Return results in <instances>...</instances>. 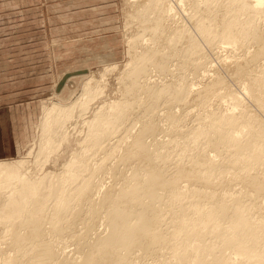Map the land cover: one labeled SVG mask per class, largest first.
Listing matches in <instances>:
<instances>
[{
    "label": "bare ground",
    "instance_id": "1",
    "mask_svg": "<svg viewBox=\"0 0 264 264\" xmlns=\"http://www.w3.org/2000/svg\"><path fill=\"white\" fill-rule=\"evenodd\" d=\"M187 1L191 12L188 17L184 13L183 16L196 24L197 38L189 39L191 33L187 29L188 41L184 47L180 45L187 33L184 27L176 24L174 12L177 8L184 10L183 5ZM224 2L146 0L143 3L144 10L140 12L136 9L132 18L141 27L136 32L138 37L130 39L132 46H135L134 39L143 40L146 33L154 36L155 43L151 45L150 38L144 40L141 52L135 53L130 61L127 76L129 89L124 95L130 92V95L133 94L132 100L128 102L121 99L108 104V107L103 106L90 117L89 132L81 154L88 152L89 158L82 162L78 157L70 160L64 166L62 176L50 181L46 195L41 191V179L32 180L24 161H1L0 224L7 225L3 230L11 232L14 240L31 248L24 255H18L20 252H17L14 256L0 257V264H110L113 258L123 262L116 264H149V259L158 255H163L165 261L155 263L154 260L150 264H264V203L256 215L254 199H243V195L250 192L256 197L264 195V181L258 180L259 183L251 190L245 186L230 189L225 183L236 182L240 178L239 171L256 167V160L260 157L255 153V159L252 153L247 152L245 144L248 139H244L239 131L235 133V129L246 127V134L250 138L253 136L254 123L246 117L247 111L238 109V106L242 107L245 99L256 90L264 89V74L261 70L264 64L261 67L259 64L264 59V0H229L234 7L231 16L224 20L223 27L219 28L221 32L214 29L211 32L208 22L212 20L208 11L212 7L221 8ZM149 12L154 16L150 17ZM242 14L247 16L246 24L253 21L251 28L242 26L240 29ZM255 17L259 21V29L252 33L251 39L256 49L248 58H245L250 53L247 50L233 61L220 62L231 69L230 73L236 79L240 69L247 65L250 70L259 68L260 75L251 73L246 80L238 79L240 85L234 89L224 87L213 78L210 73L215 69L214 66H196L199 67L196 68L197 76H200L204 87L194 88L200 82L198 84L185 78L182 69L184 62L180 60L187 59L188 62L189 56L203 51V43L208 44L218 38L228 40L222 43L226 44L222 50H233L234 47H230L233 44L243 45L245 37L256 24ZM174 58L176 64H173ZM98 59L106 63L105 58ZM197 63L199 65L196 58ZM152 72L172 76V79L167 77L169 80L166 78L159 82L153 79L155 75ZM96 85L91 78L85 83L81 96L67 105L56 99L59 95L52 97L56 100L52 102L51 119L46 118L41 125L43 137L49 140V145L54 143V136L58 133L56 129H61L71 121L75 113L87 110L89 101L101 93L100 89L96 90ZM220 88L226 91L222 92ZM139 91L147 96L144 103L139 98ZM190 96L196 99L195 102L190 101ZM213 96L221 104L210 111L207 105ZM161 103L168 106L164 116L154 114ZM175 106H179L182 111L180 115L171 111ZM196 106L206 109L196 110ZM132 110L135 113L142 112L141 128L123 155H116L117 162L129 168V176L125 173L119 184L122 185V192L116 196L114 187L117 185L107 187L108 191L103 196L107 214L105 218L88 216L82 209L85 196L89 195L90 198L93 194L99 195L100 189H89L94 180L88 183L87 180L83 181L89 173L95 172L99 161L105 159L102 156L106 155L109 160L113 158L121 142L132 135ZM188 119L190 124L193 122L192 126L183 130L180 125ZM149 137L151 141H148ZM222 143L229 144V147L221 150ZM44 145L45 149L41 148L40 154L46 159L52 153V147L47 142ZM133 145L140 152L134 151ZM107 163L104 169L108 167ZM196 163L202 164V171H198ZM171 170H174L173 173H169ZM226 173L232 176L225 180L223 175ZM204 174L210 176L208 181L203 179ZM101 186L106 187L105 183ZM81 192L84 196H78ZM101 198L96 201L101 202ZM124 198L129 200L124 202ZM47 199H50L48 203ZM108 205H114L111 212L107 209ZM80 218L83 220L77 223ZM125 218L131 220L128 226L122 221ZM46 222L50 226L45 227ZM67 223L71 225L67 226L71 231V242L76 245L73 255H79L76 259L66 254L64 248L58 247L70 242L55 235L64 234V225ZM79 223L82 226L79 227ZM104 223L112 228L111 236L106 237L103 232L97 231L94 233L95 238L89 241L87 235L98 224ZM24 230L28 234H22ZM112 237L119 239L118 245L109 243ZM53 238L60 241H54ZM123 243L127 248L140 247L135 260L114 251L113 246L119 247ZM228 249L230 253L226 254Z\"/></svg>",
    "mask_w": 264,
    "mask_h": 264
},
{
    "label": "rangeland",
    "instance_id": "2",
    "mask_svg": "<svg viewBox=\"0 0 264 264\" xmlns=\"http://www.w3.org/2000/svg\"><path fill=\"white\" fill-rule=\"evenodd\" d=\"M129 1L81 0L80 10L82 11V14L88 12L90 14V17L87 20L84 21L81 20L85 22L88 28L87 30H85V28L82 27V31H81L82 40L80 42H77L76 44L77 46L74 48L75 51L76 50L79 51V58H78L79 61L77 63L78 67L77 66L76 67L78 69L79 68L81 69V71H78L80 75L79 74L77 75L76 74L77 72H75V75L68 77L65 81L64 88L61 90L62 93L59 96H57L56 99L59 102L66 105L71 103L77 98V96L78 97L81 96V94L83 93V88L85 83L89 81L91 78H93V81L95 82V84H97L96 90L100 89L101 93L97 95L98 97L96 96L92 98L91 101H89L87 110H85L84 112L79 111L75 113L74 118L71 119V121L67 122L65 126L63 125L61 129H56L58 133L54 136V143L51 145H49V140L43 137L44 135L41 130V125L42 123L45 122L46 118L51 119L50 115L52 114V102H54L53 100L55 98L53 99L51 97L50 99H47L43 102L35 135L32 141L26 147L25 149L26 152L24 151V153L19 158H16L13 162H17L19 160L24 161L26 170L30 173L32 180L35 181L37 179H41L40 186L42 187L41 191L44 195L48 193L47 190L50 187V181L55 177L62 176V174L64 173V166H66L70 160L74 159L75 157H78V159H81L82 162L86 158L87 159L89 158L88 152H86L84 155L81 154L83 153L82 151L84 146L83 142L87 137L88 134L87 132H89L88 122L92 119L90 117H93L94 114L103 106L108 107V104L109 105L113 104L121 99L127 100L128 102H131L132 100L133 94L130 95L129 92L128 95H124V93L127 89H129L128 87L129 84H127L128 83L127 76L129 75L133 56L135 53L137 54L141 52L142 43L144 42V40L150 38L152 39L151 45H154L155 38L153 35L150 36L148 35V33H146V36L143 38V40H138V38L134 39L135 46H132V41L130 42V39L131 37L137 36L136 32L141 27V24L138 21L134 20L132 16L137 10L140 12L144 10L143 3H145L146 0H138L140 1L139 3L136 2L137 0H129ZM187 3L188 1L185 3L186 6L183 5L185 7L184 10L183 9L180 10V8H177V11L175 10L176 13L174 12V14L176 17L174 16V18H176L175 21H177L176 24L178 26L184 27L186 33H187V29H188V33L189 32L191 33L189 39L197 38L195 35L196 24H194L193 21L187 20L185 18L188 17V15H190L191 12L190 6H188ZM233 10L234 7L231 6L229 0H225L221 8L212 7L208 11L210 20H212L208 22V25L212 28L211 32H213V29L216 30L217 32H221L219 28L223 27L222 24L224 20L231 16ZM183 13L185 14L184 15L185 17L183 16ZM149 16L152 17L154 15L151 12H149ZM246 17L247 16L245 14H242L240 20L243 24L240 25V29L242 26H247L250 28L253 26V21H248V23L246 24ZM200 18H201V14L199 16V19ZM255 22H256L255 26L248 33L249 35L245 37L243 45L233 44V46H230V47H234L233 50H229V51L222 50V47L226 46V44H222V43L228 40L226 38L224 39L218 38L215 39L214 41H211L208 44L203 43L204 45L202 47L203 51L200 54H193L189 56L190 59L189 61L191 62L189 61L187 62V59L180 60L184 62L182 69L184 75H186L185 78L188 80H192L191 82L195 81L198 84L200 82V84L194 86V88L202 89L204 87V85L199 80L200 76H197L196 68L199 67L196 66L203 65L202 68L203 67L205 68V66L208 68L211 65L214 66L215 69L210 73L213 76V78L214 79L216 78L224 87H232L234 89H237L238 86L240 85L237 82L238 79L246 80L249 77V74L251 73L260 75L259 68L250 70L247 65L240 69L239 76L236 79L231 75L230 73L231 69H227L226 67L222 66L220 62L223 60L233 61L234 59H236V56L238 57L242 55L247 50L250 53L245 58L249 57V55L256 49V44L251 39L252 33L258 31L259 29V24H258L259 21L257 20L256 17H255ZM202 23L203 21L200 24ZM188 33L184 38V42L180 46H184V47L187 46L186 43L188 41ZM129 47L132 48L133 50L132 49L130 50ZM184 52L186 53L187 56V50ZM218 53L220 54V56H218ZM98 57L105 58L106 63L105 62L102 63L100 59H98ZM196 58L198 59L199 65L198 63L196 64ZM175 59L176 58H174V60ZM176 63L177 62L175 60L173 64ZM259 64L261 67L264 64V59H262ZM151 68L153 69V66ZM261 70H262V74H264V66H262ZM152 75H155L153 79L155 80L158 79L157 81L159 82L164 81L168 77L167 75H163V74L160 75V73L159 74L157 73L156 75L154 72H152ZM196 77H198V79ZM168 78L172 79V76H169ZM220 89L222 92L226 91L225 89L222 88ZM139 98L140 100H142L141 102L143 103L147 100V96L143 94L142 91H139ZM195 100L196 99L193 96H190V101H192V103L193 101L195 102ZM187 101H189V99H187ZM223 103H225V99L223 100ZM163 104L165 103H161L160 105H158L157 107L158 110L157 111L155 110L154 114L156 113V115L158 114L164 116V114L168 111L167 109L168 106H166L167 104L165 105ZM220 104L221 101L217 97L213 96L210 98V103L207 105V110L213 111ZM258 104H262V105H258ZM175 107L176 108L173 107L171 111H175L176 114L180 115L182 111L180 110L179 106L178 107L175 106ZM164 108H166L167 110L165 111ZM195 108L196 110L206 109V108H201V106H196ZM238 109H245L247 111L248 116L246 117H249L250 118L249 120H251L254 123V130L252 131L253 136H251V138L246 134L247 132L246 127L235 129V133L236 131H239V134L242 135L244 139H248L247 143L245 144L247 146L248 153H252L255 159H256V154H258L260 157L258 160H256L257 162L256 167L248 169L247 171L246 170L239 171L240 178L236 182H225V183L228 184V188L230 189H233V187L239 188L245 186L246 188L251 190L259 183V181H264V89L256 90L254 93H252V96L246 98L243 106L242 107L238 106ZM201 113L203 114V111H201ZM141 114L142 112L135 113L134 110L130 112L131 122L133 123V128L131 133L132 135L130 137H127L126 141L121 142V145L115 152L113 158L109 160L106 158V155L102 156L105 159L99 161L97 168L96 169L94 168L95 172L89 173L87 177L84 179L83 183L86 180L87 183L94 180V183L89 188L90 190L95 189V191H97L100 189L99 195L93 194L90 198L89 195L85 196L82 209L86 215L88 216L95 215L97 219L105 218L107 214L105 213V201L103 196L108 191L107 187L117 185V187H114L115 196L118 193L122 192L120 190L122 188V185L119 184L122 183L125 173L126 175L128 174L129 176V168H127L125 164H119L116 159L118 158L117 156L123 155L124 150L128 146H130L131 142L135 139L136 133L138 132V130L141 128L142 125L140 122ZM189 119L185 120V122H182V125H180L183 130H185L187 126H188L187 128L192 126L191 124L193 122H191L190 124V121L192 120L190 119L189 121ZM165 138H167V136ZM149 140L151 141L150 137L148 138V141ZM45 142H47L48 145L52 147V153L46 159H44L45 158L44 155L40 154L41 148H44L45 146L44 145ZM220 146H221V150H224L223 148L229 147V144L222 143ZM133 150L136 152H140V150L134 145H133ZM224 153L227 154V152ZM210 154L212 155V153ZM89 161H92V159H90ZM0 163L2 162L0 161ZM106 163L108 167L104 169ZM201 165L202 164L200 163H196V167L198 171H202ZM108 169L111 170L109 171ZM173 171L174 170H171L169 171V173H173ZM231 176H232L231 173H226L225 175H223L225 180ZM204 177L205 178L203 179L205 181H208V179L210 178V176L207 174H204ZM240 180L242 184H240ZM101 181L102 183H105L106 187L101 186L102 184ZM75 195H77V192L75 193ZM78 196H84L83 192H81ZM100 196L102 197L101 202L96 201ZM244 198L254 199L255 202L253 203V205L255 211L257 212L256 215H258L259 214L258 212L262 210L261 204L264 203V195H260L259 197H256L254 194L250 192L248 195L247 194L243 195V199ZM128 200L129 198L123 199L124 202H127ZM49 201L50 199L46 200L47 203ZM113 206L114 205L107 206L109 212H111ZM79 208H81V206ZM80 220L83 219L80 218L77 221V223ZM122 221L125 226H128L131 223V220H129L128 218H125L124 220L122 219ZM77 225L79 227L82 226V224L80 223ZM47 226H50L48 222L45 223V227ZM67 226H71V225H69L68 223L64 225V230H65L64 234L59 235L55 233V235L61 236L60 238L68 239V241L70 242H67L68 244L63 246L59 245L58 247L64 248V252L66 254L70 255L72 259H76L79 257V255H73V253L76 252V245H74L71 242V237H70L71 231L68 229ZM6 227L7 225L0 224V257L14 256L15 253L17 252H20L18 255H24L25 253H27V251L30 250L31 246L20 244L17 242V240H14L11 237L12 235L11 232H5L3 230ZM26 231L27 230H24L21 233L26 235L28 234V231L27 232ZM97 231L103 232V235H105L106 237L111 236V234L113 233L112 228L107 223L98 224V227L96 229L93 228V230L87 235L86 238L89 241H91L92 239L95 238L94 233ZM51 234L54 235L53 232H51ZM53 239L54 241L56 239L58 242L60 241L58 238H53ZM55 243L54 245H58ZM109 243L113 245H118L119 239L112 237L109 240ZM58 247H56V249ZM113 247H114V251H116L118 254L120 255L122 254V256L128 255V257L132 258L133 260H135L140 253L139 251L140 247L138 245L133 246L131 248H127L123 243L119 247L117 246H113ZM229 253H230V249L226 250V254ZM161 260L165 261V257L163 258V255H158L155 258L154 256L151 257L148 262L149 264L153 263V261L155 263H160ZM116 263H123V262L120 259L113 258L110 264H116ZM166 263L170 264L169 262ZM140 264H142V262Z\"/></svg>",
    "mask_w": 264,
    "mask_h": 264
},
{
    "label": "crops",
    "instance_id": "3",
    "mask_svg": "<svg viewBox=\"0 0 264 264\" xmlns=\"http://www.w3.org/2000/svg\"><path fill=\"white\" fill-rule=\"evenodd\" d=\"M80 4L0 0V161L24 153L43 102L62 93L65 75L80 70L74 48L82 40V27L88 28L83 21L90 17L82 14Z\"/></svg>",
    "mask_w": 264,
    "mask_h": 264
},
{
    "label": "water",
    "instance_id": "4",
    "mask_svg": "<svg viewBox=\"0 0 264 264\" xmlns=\"http://www.w3.org/2000/svg\"><path fill=\"white\" fill-rule=\"evenodd\" d=\"M76 74H79V73H76ZM72 75H75V74H67L65 75V77L62 79V81L60 82V85H59V88L62 87V85L64 84V82L66 81V79Z\"/></svg>",
    "mask_w": 264,
    "mask_h": 264
}]
</instances>
